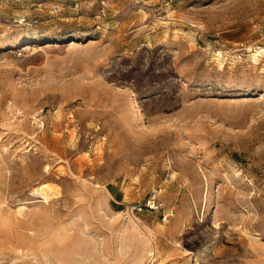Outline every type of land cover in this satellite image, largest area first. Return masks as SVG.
<instances>
[{
  "label": "rangeland",
  "instance_id": "374dc122",
  "mask_svg": "<svg viewBox=\"0 0 264 264\" xmlns=\"http://www.w3.org/2000/svg\"><path fill=\"white\" fill-rule=\"evenodd\" d=\"M0 264H264V0H0Z\"/></svg>",
  "mask_w": 264,
  "mask_h": 264
},
{
  "label": "bare ground",
  "instance_id": "6f19581e",
  "mask_svg": "<svg viewBox=\"0 0 264 264\" xmlns=\"http://www.w3.org/2000/svg\"><path fill=\"white\" fill-rule=\"evenodd\" d=\"M28 231V232H27ZM20 236H24V235H28L29 233H32V234H35L37 235V231H35L34 229H25V228H22L21 230H18L17 232ZM28 233V234H27Z\"/></svg>",
  "mask_w": 264,
  "mask_h": 264
}]
</instances>
